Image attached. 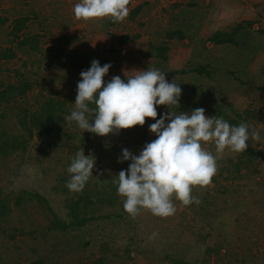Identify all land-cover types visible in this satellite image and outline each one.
Masks as SVG:
<instances>
[{
    "label": "rangeland",
    "instance_id": "obj_1",
    "mask_svg": "<svg viewBox=\"0 0 264 264\" xmlns=\"http://www.w3.org/2000/svg\"><path fill=\"white\" fill-rule=\"evenodd\" d=\"M137 1L140 4L148 2V5L133 19L129 14L123 22H113L107 18L85 22L74 16V6L80 0H0V14L8 17V21L0 25V49L16 46V39L10 34V30L13 20L23 16H29L30 20L22 35L31 33L36 36L43 49L30 52L28 46L16 47L17 55L12 59H4L0 64V80L15 82L21 74L30 76L33 81L32 89L25 96L17 97L16 103L32 111L40 106L39 101L44 97L59 96L68 99V106L75 107L77 84L81 78L69 70L57 69L48 61V51L52 45H62L67 49L99 50L107 43L115 42L121 50V56L113 54L112 59L116 62L104 77L105 82H109L115 75L124 78L135 75L137 70H146L141 60L148 61L143 56L148 50L149 42H162L166 39L165 32L168 28L180 27L176 18L181 15V6L188 0H130V11L138 5ZM196 1L197 6L193 9L198 10L201 5L205 12L200 24L201 30L194 42L190 43L188 39H173L170 42L167 66L176 71L181 70L184 65L188 68L191 63L190 55L202 51L210 52L213 59L215 57V61H219L220 70L225 73L230 67V56L222 47L215 50L208 38L217 30L230 31L242 20L254 21L253 27L261 28L264 25V0ZM175 2H181V5L174 6ZM124 33L131 36L139 34V37H132L126 45H118L117 37ZM62 38H68V41L62 42ZM253 48L256 49L254 46ZM209 58L211 59L210 56ZM263 67L264 52L259 51L249 63V70L251 73H260ZM249 76L246 73L240 78L248 80ZM205 81L209 83L208 80ZM233 83L236 86H232L230 91L227 88L223 103L230 104L238 111L253 108L259 115L250 126L259 130L260 141L252 143L249 140L248 144H254L263 155L257 158L251 171L242 168V177L237 174L233 177L235 173H229L228 159L238 153L225 150L218 157V171L211 185L193 188L192 195L200 199V204L183 206L173 197L177 210L167 218L142 210L135 218L131 217L129 222L113 225L94 222L73 232L79 234L81 242H90L88 246L77 250L75 246L67 249L70 234L58 233V238H55L52 232L47 231L50 214L41 203L13 206L12 217L17 224L25 221L30 226V217L24 218L22 210L33 215L35 226L32 227H36L38 231L35 236L44 244V253H49L51 257L46 264H93L100 258L111 264H175L174 260L197 264H264V92L259 89L250 91L246 84L238 85L239 81L236 79ZM258 85H264L262 77ZM224 89L225 85L222 91ZM204 90L209 91L210 85H204ZM3 111L0 108V114ZM205 115L210 117L206 109ZM1 125L0 128H4L5 132L15 135L22 128L11 115H7ZM154 139L153 134L135 126L112 134L106 143L110 155H115V150L124 148L133 154H139L144 145ZM40 144L34 133L29 138V149L23 156L15 155L3 160L0 158L1 193L10 195L11 204L14 203V195L23 190L42 194L60 215H64L65 196L54 188L58 175L67 170L68 165L57 157L59 154L70 155L74 142L69 140L63 148L49 149L46 157L41 153ZM84 145L85 151L89 148L96 154L94 172L107 174L113 166L107 153L101 155L97 145ZM204 147L217 155L214 144H205ZM16 236L14 239L0 238V263L31 262L35 258L28 251L31 244L26 236L19 233ZM3 240L8 244L5 245ZM80 245L83 246L82 243Z\"/></svg>",
    "mask_w": 264,
    "mask_h": 264
},
{
    "label": "trees",
    "instance_id": "obj_2",
    "mask_svg": "<svg viewBox=\"0 0 264 264\" xmlns=\"http://www.w3.org/2000/svg\"><path fill=\"white\" fill-rule=\"evenodd\" d=\"M173 4L174 6H180L181 2H175ZM145 5H148V2L134 6L130 11V17L132 19L135 18L145 8ZM194 6H197L196 0H188L184 6H181V15L179 18H176L180 27L168 28L165 32L166 39L162 42L156 40L150 41L148 50L143 56L148 61L144 62L141 60V63L146 70L148 68H155L161 72H165L168 82H172L175 78V82L180 84L179 86L182 88L180 107H174L172 109L176 114H180V112L190 113L197 107H203L207 110L210 117H222L230 125L238 126L242 122L250 125L259 117L255 109L251 108L238 111L233 106H230V104H224L223 101L225 93L228 90L230 91L232 86H236L233 83L234 79L239 81L238 85H241V83L246 84L250 91L259 89L264 92V85H258L261 77L264 80V67L260 73H251L249 70V63L252 61L254 54H257L259 51L264 52V25L259 29H255L253 27L254 21L242 20L230 31L217 30L208 38V41L214 45L215 50L222 47V50H227L228 55L231 57V59L228 57L230 67L225 73L220 70L219 61H215V57L213 59L210 52L204 53L202 51H198L192 55L194 57L190 55L191 63L188 64V68L184 65L179 71L169 69L167 63L170 58V42L173 39L179 41L188 39L190 43L194 42L197 34L201 30L202 26L200 24L203 22L205 15L204 8L200 5L198 10H195L193 9ZM259 19L261 20V18ZM29 20V16H23L13 20L10 34L16 39V46H8L0 49V64L4 59H12L17 55L16 47L24 48L28 46L30 52L43 50L39 46L36 36L31 33L22 35V31L28 27L27 23ZM7 21L8 17L0 14V25H4ZM194 27L195 30H193ZM132 37L137 38L139 34L135 36H131L128 33L121 34L117 37L116 42L118 45H126ZM61 40L62 42H67L68 38H62ZM252 45L256 47L255 50ZM120 51L115 42H109L99 50L67 49L62 45H52L49 47V57L47 59L57 69L69 70L80 77L81 71L89 69L94 59L98 60L101 66L106 63H110L113 66L116 62L112 59L113 54L115 53L121 56ZM209 56L211 59H208ZM165 67H167V70ZM222 68L224 69L223 65ZM246 73L248 75L250 74L249 78H247L248 80L240 78ZM18 74L20 73L18 72ZM121 79L126 80V77ZM202 79L203 81L201 82ZM205 80H208L209 83ZM32 83L33 81L30 76L21 74L15 82L0 80V108L4 109L2 114H0V127L7 115H11L22 127L18 135L5 132L4 128H0V158L3 160L15 155L23 156L29 149V138L36 133L41 143L40 150L43 157L48 155L49 149L63 148L71 140L74 142V146L71 148L72 153L70 155L61 154L62 156L59 154L57 157L59 160L62 159L61 161H64L68 167L75 157L76 152L79 150V147H82L84 150V144H89L90 146L97 145L101 155L107 153V157H110L109 160L113 166L110 167L107 174L101 175L93 170V176L86 183L82 192H73L66 187L71 176L67 170L63 171L61 175H58V182L54 189L65 196L63 199L65 208L64 215H60L42 194L23 190L17 195H14V203L11 204L10 195H2L0 188V223H2L0 225V238L8 237L14 239L18 233L26 236V239L31 244L28 247V251L32 254V257L35 256L31 262L9 261L3 264H46L51 258L49 253H44L46 249L40 241V238L35 236L38 231L36 227H32L35 226L32 214L22 210L24 218L30 217V226L25 221L18 223L20 225L16 226L18 224L12 217L14 207L22 206L24 203L33 206L35 202H39V204L41 203L47 209L50 214L48 217L50 218L46 229L48 232H52L55 238H58V233L70 234L69 241H67V249H69V246H75V250L82 249L90 244L88 240L81 242L79 234H73L74 231H80L94 222H106V224L110 225L118 222L122 223L123 221L129 222L132 217L125 212L123 207L124 198L118 195L117 185L113 183L114 180L118 179L119 171L128 169L131 161L118 162V157L122 155V149H117L115 150L117 154L115 152V155H110L108 143L106 142L112 134L106 137L95 135L81 130L75 121L69 122L64 120V117L70 115L75 107L68 106V99L60 98L59 96L44 97L39 101L40 106L32 111L18 105L16 98L25 96L32 89ZM204 85H210V90H204ZM224 85L226 89L222 91ZM91 107H95V105H91ZM157 111V118H159L160 115L169 110L164 106H158ZM154 122L151 118H146L145 125L138 127L145 130L146 133H151L149 131V125ZM153 135L156 139V135ZM84 153L85 155L92 154L94 157L96 155L89 148H86ZM261 155H263L261 150L249 145L247 151L238 153L228 159V163L230 164L229 173L234 172L235 175L233 177H236V174L238 177H242V168L251 171V167L254 166L257 158L261 157ZM2 242L5 245L8 244L5 240ZM174 263L197 264L185 260H174ZM93 264L111 263L108 260H102L100 258L95 260Z\"/></svg>",
    "mask_w": 264,
    "mask_h": 264
},
{
    "label": "clouds",
    "instance_id": "obj_3",
    "mask_svg": "<svg viewBox=\"0 0 264 264\" xmlns=\"http://www.w3.org/2000/svg\"><path fill=\"white\" fill-rule=\"evenodd\" d=\"M129 5L130 0H80L73 11L77 20L85 22L106 18L123 22L130 14ZM111 66H101L94 59L89 69L81 71L75 108L64 120L75 121L81 130L104 137L144 126L146 118L155 121L149 125V131L156 139L146 143L139 155L124 148L118 157L119 163L131 161L113 183L118 195L124 198L125 212L133 218L142 210L161 218L174 215L177 209L173 197L183 206L200 204V199L192 195L193 188L211 185L218 171L219 155L225 150L243 153L249 140L260 141L255 127L243 122L233 126L222 117L206 116L203 107L190 113L173 112L174 107H180L182 88L175 78L168 82L165 72L148 68L137 70L126 80L115 75L105 82ZM158 106L169 111L157 118ZM205 144H214L217 155L207 150ZM95 163V157L85 155L79 147L67 169L71 176L66 187L82 192L93 176Z\"/></svg>",
    "mask_w": 264,
    "mask_h": 264
},
{
    "label": "crops",
    "instance_id": "obj_4",
    "mask_svg": "<svg viewBox=\"0 0 264 264\" xmlns=\"http://www.w3.org/2000/svg\"><path fill=\"white\" fill-rule=\"evenodd\" d=\"M138 4H140L141 2L137 1Z\"/></svg>",
    "mask_w": 264,
    "mask_h": 264
}]
</instances>
